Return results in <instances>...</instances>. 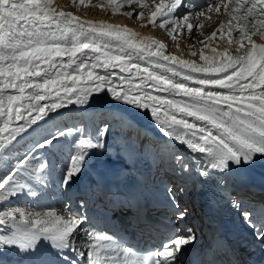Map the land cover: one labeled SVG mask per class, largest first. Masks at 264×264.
I'll return each instance as SVG.
<instances>
[{
	"label": "snow or ice",
	"instance_id": "snow-or-ice-1",
	"mask_svg": "<svg viewBox=\"0 0 264 264\" xmlns=\"http://www.w3.org/2000/svg\"><path fill=\"white\" fill-rule=\"evenodd\" d=\"M73 3L159 28L177 50L185 32L190 37L204 28L201 19L211 21L213 14L223 19L199 41L198 51L189 50L191 57L199 56L197 63L169 53L162 40L127 25L82 19L55 7L54 0H0V206L9 198L36 197L37 186L47 187L56 175L48 157L69 138L68 163L57 185L70 189L79 181L90 151L105 147L108 127L93 138L75 125L52 132L38 122L46 124L50 113L59 115L68 105H88L94 94L149 111L165 136L204 157L194 160L205 180L264 159V0H208L200 6L191 0ZM126 7L132 10L121 12ZM197 7L202 10L193 12ZM34 134L39 138L33 140ZM174 159L181 173L193 172V164L179 154ZM233 206L240 208L235 201ZM174 207V219L186 221L187 206ZM242 216L264 246V211L259 220L249 209ZM195 240L188 228L155 252L138 255L87 216L0 210V253L40 257L28 264H180L184 246Z\"/></svg>",
	"mask_w": 264,
	"mask_h": 264
},
{
	"label": "rangeland",
	"instance_id": "rangeland-1",
	"mask_svg": "<svg viewBox=\"0 0 264 264\" xmlns=\"http://www.w3.org/2000/svg\"><path fill=\"white\" fill-rule=\"evenodd\" d=\"M56 1L57 0H54V6L56 5ZM63 1L65 2L64 6H63L64 11L73 12V11L79 10L78 13L81 15L80 17L81 18L84 17V19H86V20H88L87 14L91 9L92 10L98 9V7H93V6H89L87 8L79 7V6H77V4L73 3V0H63ZM203 1H205V0H203ZM148 2L151 3V0H148ZM191 2L192 3H198L199 0H196V1L191 0ZM207 2H208V0L205 1L204 4L202 3L201 5H205ZM211 2L216 3L217 0H211ZM99 3H101V0H91V5H97ZM131 10H132L131 8L126 7L124 9H121V12H126V11H131ZM198 10H202V9L198 7V9H196V11H198ZM193 12H195V11L193 10ZM112 16H113L112 19L109 21H113L114 19L125 17L123 15H119V16L118 15H112ZM132 21H133V25H131L132 27H134V25H136V24L141 25L140 21H136V20H132ZM218 22H219V16L213 14L211 21L203 20V24L205 26H204L203 30H201V31L205 32L204 36H202L200 34L201 32L199 29H196L191 34L192 38L191 37L188 38L186 36L187 33L184 34L183 38L178 40V45H184V46L187 45V46H190L194 49H196V48L200 49L202 47V45L199 43V41L202 40L205 36L209 35L217 27ZM114 23H116V22H114ZM153 29H155L156 32L159 31V34H160V36H158L159 40H162V41L165 40L166 43H168L172 48L173 47H174V49L176 48L175 50L177 51V44L174 43L173 41H171L170 39H168L167 34L164 31L160 30L159 28H153ZM42 67H44V65H42ZM117 74H119V73H117ZM100 95L101 94H94L93 97H90V103H95V102L99 101V103L106 104L109 102V99H111L110 94H103V96H104L103 99L95 98V97L100 96ZM175 98L181 99L179 97H175ZM41 103H45V102H41ZM116 105L117 106L120 105L121 108L127 107L126 112H129V110H130L131 112H134L135 114L139 113L140 111H144L143 109L136 110V108H134V107L132 108V106L123 105L122 102H118V103H116ZM68 106L72 107L73 105H68ZM78 106L80 108V105H77L76 107H78ZM57 111L59 112L60 110H57ZM67 112H64L63 115H65V116H63L62 114L56 115V113H50L49 116L53 117L51 119L52 121L48 117H46L48 122L46 124L42 123L40 125H42L44 129H47V130L52 131V132L56 131L57 127L63 128L65 124H67L68 126L75 125L76 127L83 128L85 130V133L91 134V136L93 138H95V135L98 132V130L103 129L104 127H108V129H109L107 135L105 137H103V140L105 142V147L103 149L91 150L87 160L90 158L96 157L97 160H100L99 163H101V161H102L103 164H107V163L114 164V163H117L120 161L132 163L134 161V158L139 153H141V151H142V152H145L146 156L148 157V160L151 161L152 163L155 162V160L161 161L166 165V168H170L171 170L174 169L175 172H176V170L180 171L179 165L176 163V161L174 159V157L177 154H179L185 160L188 159L187 161H189L190 164L192 163V160L185 157L186 156L185 153H182L180 151H177V152L173 151V147H164L163 145L161 146V143L155 141L153 138L149 139V136L146 137V140L147 141L149 140L150 142H148L146 144L142 143L143 139L140 140V135L136 134V130H138V129H136L133 126L131 127V132L129 131L128 135H124V133H123L124 130L125 129L129 130L130 127L122 130L120 128V126L123 125L124 121L119 120L117 116L114 117L112 114H109V113L101 112L99 114L97 112V113H94V115L92 113L91 115L89 114V115H85V117L84 116L82 117L81 115H77L80 113L79 111L77 113L75 112L76 114L71 113L72 115L69 114V112L68 113ZM146 112H149V111H146ZM76 115H77V118H74ZM55 116L56 117L59 116L60 118L58 120H55V119H57ZM69 116H74V117H70V119H69ZM144 116L152 118L151 115H149V116L144 115ZM139 119H141V118H139ZM57 121H58V123H57ZM39 122H42V121H39ZM39 122H38V124H39ZM53 122H54V124L55 123H57V124L54 125ZM77 123H79L80 126L77 125ZM152 124L155 125V123H152ZM128 126H130V125H128ZM38 138L39 137L34 134L33 140L38 139ZM70 141H71V138L68 139V143L62 144L60 146L59 150L56 151L54 157L53 156L48 157L49 163L54 164L56 175L49 181L47 187H45L44 185L37 186L39 194L36 197L21 195L19 197L9 198V201H7L3 206H0V210H7V208L10 206V207H20V208L24 209L25 211H31V212H40V213L47 212V211L57 212L58 204L61 203L63 200V197L58 192L60 190H63V187L57 185V180L59 178V174H60L61 170L63 169L65 164L68 163L67 157H68V153L70 151ZM153 141H155V142H153ZM89 161H87L86 162L87 164L84 165L82 177H89V175L92 174L91 173V167L95 162L92 165H90V163H88ZM193 170H194V167H193ZM193 174H194V171L191 174H183L182 173L181 175H185V180L189 181L190 184L192 185L193 184L192 178L194 176ZM256 176L264 178V172H262V171L258 172L257 171ZM187 190L189 191V195H190L191 187H189ZM181 193L183 195H185L188 192H185V190H183ZM243 198H244V201L248 202V203L258 202V205H254V206H246L247 204L245 203L243 206L244 209H249L251 211L258 212L257 213L258 216L260 213H262V211H264V197L257 201L256 200L257 196L249 195V193L247 191H245ZM57 215H59V213H57ZM63 218H67V217L63 215ZM201 241H202L201 236L200 237L196 236L195 242L201 243ZM14 254H16V253H13V252L0 253V260L3 262L9 257H13ZM17 256H19V255H17ZM27 258L28 259H35V258L40 259V257H27ZM13 259H14V257H13ZM4 264H5V262H4Z\"/></svg>",
	"mask_w": 264,
	"mask_h": 264
},
{
	"label": "bare ground",
	"instance_id": "bare-ground-1",
	"mask_svg": "<svg viewBox=\"0 0 264 264\" xmlns=\"http://www.w3.org/2000/svg\"><path fill=\"white\" fill-rule=\"evenodd\" d=\"M205 1H207V0H205ZM205 1L199 0L198 3H194V4H196L197 6H200L202 3L204 4ZM63 2H64L63 0H57L55 7L62 8L63 9V6L65 4V2L64 3ZM196 9H198V7L197 8H194L193 10L196 11ZM78 11H73V12L76 15L81 16L78 13ZM185 11H187V9H185ZM87 15H88L87 16V19L88 20L103 21V22H106V23L118 24V25H121V26L127 25L133 31L137 32L141 36L153 37V38H156V39H159L158 36H160L159 31L156 32L155 29H153V27H151V26L142 27L141 25H137L136 24V25H134V27H132L131 25H133V21L131 19L126 18V17H124V18L121 17V18L114 19L113 21H109V20L112 19L113 16H112L111 12L109 10H106V9H103V10H101L99 8L96 9V10L95 9H93V10L91 9L88 12ZM82 19H84V17ZM222 19H223V17L222 16H219V22L217 24V27L219 26V23L221 22ZM114 22H116V23H114ZM201 23H203V19H201ZM200 32H201L200 34L202 36L205 35V32H203L201 30H200ZM185 34H186V32H185ZM186 36L189 38V35L188 34ZM190 37L192 38V35ZM163 42L166 43L165 40ZM166 44L168 45V52L169 53L176 54V55H178V56H180V57H182L184 59H195L197 61V63H201L199 61V56L198 55L196 57H191L189 55V50L190 49L191 50L198 51L199 50L198 48L194 49V48H192L190 46H187V45L186 46L179 45V50L176 51L175 50L176 48L174 49V47L172 48L168 43H166ZM213 46H216V45H213ZM218 50L219 51H222L223 50V45H220L219 48H218ZM205 53L208 54V55H211V53H209L207 50H205ZM156 94H158V95H165L164 93H156ZM179 98H181V97H179ZM116 103H118V102L117 101H114L112 99H109V102L106 103V104L99 103V101L98 102H95V103H90L89 102L88 105H83V106L80 105V108H79V106L76 107L77 105H73L72 107L71 106H68L66 108L58 109V110H60L59 113L62 114V115L64 114V112H67V111L69 112V114H71V113L74 114L75 112L77 113L79 111L80 113L77 114V115H81L82 117L83 116L85 117V115H89V114L91 115L92 113L94 115V113H97V112L99 114L101 112H105V113L112 114L114 117L117 116L119 120L124 121L123 125L120 126V128L122 130L125 129V128L130 127L129 130H127V129L124 130V132H123L124 135H128L129 131L131 132V127L133 126L136 129H138V130H136V134H139L140 135V140L143 139V142L142 143H145L146 144V143L150 142L149 140L148 141L146 140V137L149 136V139L150 138H153L155 141L161 143V146L163 145L164 147H173V151H176V152L177 151H180L182 153H185V155H186L185 157L186 158H190L192 160V163L191 164H193V166H194V170H193L194 171V174H193L194 176H193V178L192 177L191 178L193 179V181L198 186H201V187L204 186L205 178L197 175V173L199 171V167L196 166V161L194 160V157L195 156H200V159L203 160L204 157L201 154H193V153H191L186 148V146H181L178 142H176L172 138L165 136L160 131L159 126L155 123V121L153 120V118H149V117H145L144 116V115H146V116L151 115L150 112H146L145 110L144 111H140L137 114H135L134 112H131L130 110H129V112H126V108L127 107L126 108H121V106L120 105L117 106L118 104L116 105ZM136 110H138V109H136ZM77 115L75 117L74 116H69V119H70V117L77 118ZM63 116H65V115H63ZM56 118L57 119H55V120H58L60 117L58 116ZM139 118H141V119H139ZM42 123L44 124L45 122L44 121L39 122V124H42ZM57 123H58V121H57ZM57 123L54 124V122H53L54 125H56ZM152 123H155V125H153ZM77 125L80 126L79 123H77ZM128 125H130V126H128ZM155 141H153V142H155ZM96 160H97V158L96 157H93V158L88 159L87 161H89L88 163H90V165H92V163H94ZM85 164H87V163H85ZM104 168L102 167L101 170H104ZM246 168L251 172V180H250L249 184L247 185V187L245 188V190L249 193V195H252V193L254 191H258L257 192V199H256L258 201L259 199H262L264 197V178L263 177L261 178V177L256 176V172L257 171L258 172L259 171L264 172V159L257 158L255 164H253L251 166H246ZM240 171H245V167H243ZM91 173H93V171ZM236 173L237 172L229 173V174H227L225 176L232 177ZM216 175H219V174L214 173L213 174V178L216 177ZM0 262H2V261L0 260ZM2 263L4 264V262H2Z\"/></svg>",
	"mask_w": 264,
	"mask_h": 264
}]
</instances>
